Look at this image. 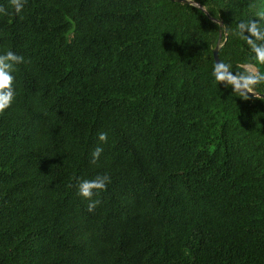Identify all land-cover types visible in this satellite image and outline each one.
Returning <instances> with one entry per match:
<instances>
[{
	"label": "trees",
	"instance_id": "trees-1",
	"mask_svg": "<svg viewBox=\"0 0 264 264\" xmlns=\"http://www.w3.org/2000/svg\"><path fill=\"white\" fill-rule=\"evenodd\" d=\"M189 1L0 0V264H264V0Z\"/></svg>",
	"mask_w": 264,
	"mask_h": 264
},
{
	"label": "water",
	"instance_id": "water-1",
	"mask_svg": "<svg viewBox=\"0 0 264 264\" xmlns=\"http://www.w3.org/2000/svg\"><path fill=\"white\" fill-rule=\"evenodd\" d=\"M172 1H176V2H183V3H190V4H195V2L193 1H189V0H172ZM197 6H199L201 9L205 10L201 5L197 4ZM223 24V23H221ZM214 60L216 62V65L224 72L226 73L231 79H235L234 76L225 68V66L223 65V63L221 62L220 59V47L219 45H217V47L214 49ZM239 90L243 91L244 93H247L249 95H253V96H259V97H263L264 98V94H260L257 92H254L250 89L247 88H243V87H238Z\"/></svg>",
	"mask_w": 264,
	"mask_h": 264
}]
</instances>
